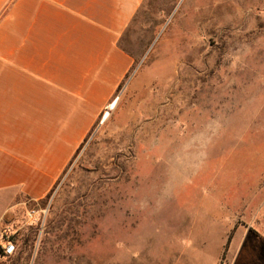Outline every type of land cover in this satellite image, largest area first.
Returning <instances> with one entry per match:
<instances>
[{
	"label": "rangeland",
	"instance_id": "obj_1",
	"mask_svg": "<svg viewBox=\"0 0 264 264\" xmlns=\"http://www.w3.org/2000/svg\"><path fill=\"white\" fill-rule=\"evenodd\" d=\"M120 44L117 103L48 195L0 200V264H264V0H143Z\"/></svg>",
	"mask_w": 264,
	"mask_h": 264
},
{
	"label": "crops",
	"instance_id": "obj_2",
	"mask_svg": "<svg viewBox=\"0 0 264 264\" xmlns=\"http://www.w3.org/2000/svg\"><path fill=\"white\" fill-rule=\"evenodd\" d=\"M142 1L0 0V200L51 190L132 67Z\"/></svg>",
	"mask_w": 264,
	"mask_h": 264
},
{
	"label": "built area",
	"instance_id": "obj_3",
	"mask_svg": "<svg viewBox=\"0 0 264 264\" xmlns=\"http://www.w3.org/2000/svg\"><path fill=\"white\" fill-rule=\"evenodd\" d=\"M43 212V210L35 207L27 209V223L34 225L39 224L42 220ZM15 232L16 231L12 228V226L7 223L0 226V259L10 258L17 252L18 246Z\"/></svg>",
	"mask_w": 264,
	"mask_h": 264
},
{
	"label": "trees",
	"instance_id": "obj_4",
	"mask_svg": "<svg viewBox=\"0 0 264 264\" xmlns=\"http://www.w3.org/2000/svg\"><path fill=\"white\" fill-rule=\"evenodd\" d=\"M127 75H128V74H126L125 77H127ZM120 84H121V83H120ZM119 86H120V85H119ZM119 86H118V89H119ZM118 89H117V90H118ZM84 140H85V139H84ZM81 144H82V143H81ZM79 147H80V146H79ZM79 147L77 148L76 153H77ZM76 153H75V154H76ZM75 154H74V155H75ZM68 164H69V163H68ZM47 195H48V193H47ZM250 230L253 231V229H251V228H250ZM253 232H254V231H253ZM231 234H232V231L229 233V235H228V237H227V240H226V244H225V248H224L223 254L225 253V251H226V249H227V245H228V243H229V241H230V239H231ZM15 237H16V235H15ZM13 256H14V255H13Z\"/></svg>",
	"mask_w": 264,
	"mask_h": 264
},
{
	"label": "bare ground",
	"instance_id": "obj_5",
	"mask_svg": "<svg viewBox=\"0 0 264 264\" xmlns=\"http://www.w3.org/2000/svg\"><path fill=\"white\" fill-rule=\"evenodd\" d=\"M115 103H117V102H115V100H113L112 102L109 103V107L113 109ZM108 113H109V112H106V113L104 114L103 118L106 117V116L108 115Z\"/></svg>",
	"mask_w": 264,
	"mask_h": 264
}]
</instances>
